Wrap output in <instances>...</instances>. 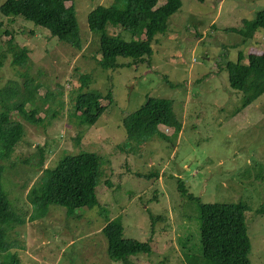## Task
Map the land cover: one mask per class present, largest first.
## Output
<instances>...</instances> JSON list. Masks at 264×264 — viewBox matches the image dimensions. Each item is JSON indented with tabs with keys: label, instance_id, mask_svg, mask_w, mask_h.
I'll return each mask as SVG.
<instances>
[{
	"label": "rangeland",
	"instance_id": "obj_1",
	"mask_svg": "<svg viewBox=\"0 0 264 264\" xmlns=\"http://www.w3.org/2000/svg\"><path fill=\"white\" fill-rule=\"evenodd\" d=\"M112 1L68 2L75 9L81 49L29 19L4 18L5 38L26 48L28 59L22 66L13 64L9 45L0 38V54H7L0 67V90L17 82L23 95L13 101L19 103L26 85H35L33 103L25 101L23 107L37 106L44 119L33 123L18 110L10 111L25 130L5 162L3 178L9 199L24 216L23 223L9 229V239L15 243L11 251L21 264H190L189 256L201 255V218L195 202L179 190L183 184L202 202L247 204L249 259L251 264H264V215L256 213L264 190V94L243 107L241 94L228 84L225 68L239 51L244 62L248 54L264 51V28L251 39L234 31L264 9V0H182L167 31L152 42L149 62L120 57L119 62L131 65L105 69L99 64V36L90 31L88 15ZM84 73L91 74V87L105 96L112 93L105 112L90 125L69 121L78 79ZM150 96L171 99L181 130L159 124L163 134L155 133L138 147H124L126 116ZM2 99L0 93V111ZM81 150L95 152L102 160L97 204L73 214L50 204L45 215L32 218L27 193L43 169L54 168ZM41 157L43 167L38 168ZM118 217L124 236L149 240L150 253L132 255L127 263L110 258L102 229Z\"/></svg>",
	"mask_w": 264,
	"mask_h": 264
},
{
	"label": "trees",
	"instance_id": "obj_2",
	"mask_svg": "<svg viewBox=\"0 0 264 264\" xmlns=\"http://www.w3.org/2000/svg\"><path fill=\"white\" fill-rule=\"evenodd\" d=\"M70 1L72 0H5L0 4V33L4 29V18L21 16L47 28L52 36L58 37L72 48L81 49L82 37L74 6L68 5ZM182 5V0H164L162 4H158V0H113L109 5H98L89 13L88 25L90 31L99 36L101 67L117 69L124 65L130 66V61L149 62L148 57L153 53L152 42L156 35L167 31L170 16L178 12ZM262 28L264 9L256 11L252 19H244L242 26L234 28V31L243 39H251ZM124 32L129 34V38L125 37ZM7 33L6 30L3 31L0 38L7 37ZM6 42L13 55L12 63L24 65L28 59L27 49L14 46L12 37L7 38ZM6 55L0 54V67ZM120 57L132 60L124 64L118 61ZM244 59L243 53L239 51L235 60H228L225 64L228 84L241 94L243 107L264 94V51L248 54L246 62ZM93 81L89 73L79 77L77 94L69 115L71 123H95L107 108L105 101H112V93L105 96L100 90L91 87ZM29 82L27 80V84ZM12 84L14 86L0 90L3 95V109L0 111V264H21L11 251L15 243L9 239V229L24 221V216L9 199L8 189L3 182L7 170L5 162L16 151L25 131L23 122L11 117L10 111L18 110L25 119L33 123L44 120L37 106L29 110L23 107L25 101L33 103L36 86L26 85L24 99L16 103L13 98L23 93L17 89V82ZM125 123L127 141L133 146L127 145L126 141L124 147L130 149L149 140L155 133L163 134L159 124L175 127L178 131L182 128L181 121L173 112L171 99L158 96L147 97L140 108L126 116ZM37 165L38 168L43 167L42 157ZM102 173L100 156L84 150L67 155L54 168H44L27 193L32 207L31 217L45 215L50 204L65 207L69 214L84 207H93L98 202L96 191ZM179 190L189 201L195 202L196 214L201 218V255L189 256L188 263L251 264V243L245 220L247 204L206 203L189 193L183 184ZM256 213L264 215V190L263 201ZM102 232L107 236L108 254L112 260L127 263L130 256L148 254L151 251L149 240L139 241L124 236V225L120 217L108 221Z\"/></svg>",
	"mask_w": 264,
	"mask_h": 264
}]
</instances>
